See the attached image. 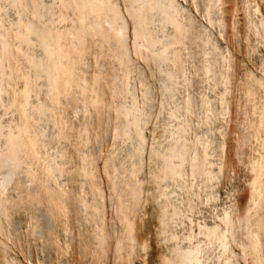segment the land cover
<instances>
[{
  "label": "bare ground",
  "instance_id": "bare-ground-1",
  "mask_svg": "<svg viewBox=\"0 0 264 264\" xmlns=\"http://www.w3.org/2000/svg\"><path fill=\"white\" fill-rule=\"evenodd\" d=\"M0 2V264H264V0Z\"/></svg>",
  "mask_w": 264,
  "mask_h": 264
},
{
  "label": "rangeland",
  "instance_id": "rangeland-1",
  "mask_svg": "<svg viewBox=\"0 0 264 264\" xmlns=\"http://www.w3.org/2000/svg\"><path fill=\"white\" fill-rule=\"evenodd\" d=\"M0 6H1V8H3V9H1L2 11H1V13L3 14L4 12V15H3V20H4V22L3 23H7L8 21L10 22V18L13 20V17L15 16V13H14V11H12L11 9H8V7L6 6V4L5 3H2V2H0ZM5 4V5H4ZM5 6V7H4ZM7 7V8H6ZM5 9V10H4ZM4 11V12H3ZM12 12V13H11ZM7 15V16H6ZM13 15V16H12ZM10 16V17H9ZM7 19H8V21H7ZM6 20V21H5ZM11 20V21H12ZM37 49V48H36ZM36 49H35V51H36ZM34 51V52H35ZM35 53H38V52H35ZM92 57V55L89 57H87V65H88V63L90 64L91 62H93V57ZM92 59V60H91ZM102 60V59H101ZM100 59H99V61H98V64L99 65H97L98 66V69H101V68H104V70L103 69H101V71H106L107 70V65H106V67H104L105 66V64H106V62H104L103 60L101 61ZM19 64V63H18ZM102 64H104V65H101ZM86 65V66H87ZM99 66H101V67H99ZM88 67V68H87ZM87 67H84V68H86L85 70V74H87V72H89L90 71V68L92 69V67L90 66L89 67V65L87 66ZM106 68V69H105ZM131 68H133L132 70V74H131V76H129L130 78H128V88L127 89H129L128 90V94H130L131 93V95H132V97L131 98H133L134 97V100L137 102V105L139 106V108H142L141 110H145V109H149V111H150V113H151V116H150V118H149V120H148V122H147V124L143 127L144 129V144L146 143V145L148 146H146L145 145V150L146 149H148L149 147H150V145L152 144V143H154V141L155 142H161L162 140H163V126H164V124H163V122L165 121V116H164V111H162V112H160V115H158V113H159V111H158V109H159V103H160V98H161V96H159V79H158V77H153V76H151V73H149L150 72V69H147V68H149V67H146V66H144V64H142V62L138 59V58H136V56L134 57L133 56V62H132V65H131ZM142 70L143 72H142V76L144 77L143 79H144V83H145V85L147 84L148 85V89L151 91H149V93L151 94L150 95V104H148V105H150V106H147V108H146V105L143 103L144 101H143V99H142V97H141V94H142V92H141V89H142V87H140V84H139V81H138V76L139 75H137L138 74V72L137 71H139V70ZM134 70H135V72H137V73H134ZM137 70V71H136ZM145 71V72H144ZM135 74V75H134ZM146 76H145V75ZM137 77V78H136ZM137 80V81H136ZM18 83H17V86L16 87H20V82L19 81H17ZM146 85V86H147ZM130 92V93H129ZM3 97H6L5 95L3 96ZM126 100L124 99V102L128 105V101L130 100L129 99V97H130V95L128 96V95H126ZM3 100V103H5L4 101L6 100V98H3L2 99ZM143 106H144V108L145 109H143ZM2 110H3V108L2 107H0V117H1V119H0V123H2L1 125L3 126V129H5L4 128V123L6 124L8 121H10L11 120V118L13 119V118H15V114L13 113V111L12 110H7V111H9V112H5V110H3V112H2ZM4 112H5V114H4ZM4 114V116H2V114ZM7 113V114H6ZM12 113H13V115H12ZM162 113V114H161ZM78 115H79V113H78ZM14 116V117H13ZM80 116V115H79ZM79 116H77L76 115V119H78V117ZM11 117V118H10ZM164 118V119H163ZM7 121V122H6ZM89 123L91 122V120L90 119H88L87 120ZM111 123V124H110ZM114 123H115V121L113 120V119H109V121L107 120L106 121V123H104V125H103V127H102V130H100L99 132H104L103 133V135L101 134V133H98V143H96V144H91V146H90V143H89V146L92 148V149H90V147L88 148V145L87 146H85L84 147V149H86V148H88L87 150L90 152V151H99V150H101L102 149V152H104V153H106V154H109L108 152H110V151H112L113 149H114V147H115V149L113 150L114 152L116 151L117 152V156H116V153H114L113 151V153H114V156H115V158H117L116 159V161L118 162V164H120L119 163V161H121V160H123L124 159V161H121V164H123L122 166H126V161L128 160V158H127V153H128V151H129V145L128 144H135V142H134V140L133 139H129V140H123V139H117V141L116 140H114V138H113V136L111 135V134H113L112 133V128H113V125H114ZM165 123V122H164ZM109 124V125H108ZM7 125V124H6ZM107 125V126H106ZM106 126V127H105ZM105 127V128H104ZM111 127V128H110ZM104 128V129H103ZM50 128H47V130H49ZM46 131V130H45ZM108 131V132H107ZM46 133H48L47 131H46ZM106 133H108V134H106ZM160 133H161V135H160ZM100 134H101V136H100ZM106 134V135H105ZM102 136H103V138H102ZM159 137V138H158ZM212 137V136H211ZM113 138V139H112ZM155 138V139H154ZM161 138V139H160ZM101 139V140H100ZM154 139V140H153ZM115 141V143H114V141ZM146 140V141H145ZM103 141V142H102ZM122 141V142H121ZM123 141H126V142H124L123 143ZM153 141V142H152ZM119 142H121V143H119ZM128 142H130V143H128ZM134 142V143H133ZM110 145H109V144ZM162 143V142H161ZM166 142H163L162 144H165ZM102 144V145H101ZM95 145H97V147L95 146ZM107 145V146H106ZM112 145H114V146H112ZM128 145V146H127ZM95 146V148H93ZM101 147L100 149L98 148V147ZM125 146H126V148H125ZM112 147H113V149H112ZM93 149H95V150H93ZM99 149V150H98ZM103 149H105V150H103ZM127 149H128V151H127ZM86 150V151H87ZM85 151V150H84ZM126 151V152H125ZM100 152V156H101V158H104L105 156H107V155H105L104 156V153L103 154H101V151H99ZM121 156H125V157H121ZM122 158L121 160H120V158ZM127 159V160H126ZM116 162V163H117ZM123 162H125V163H123ZM125 164V165H124ZM101 167H99L98 168V173L99 174H102V172H101V169H100ZM147 180V179H146ZM144 181V182H143ZM148 180L147 181H145V180H142V185H143V187H144V189H145V187L146 188H148V186H150V183L148 182ZM224 188H226L225 187V185L223 186ZM87 191V190H86ZM8 192H9V190H8ZM12 194L13 192L12 191H10L9 192V194ZM145 195V194H144ZM217 204L219 203L220 205H219V207L220 206H222V202L221 201H218V202H216ZM213 203H208V205H206V204H201V207L200 208H202L203 210H201V212H202V215L204 214L205 216H207V213H206V208H208L207 206H209V210H212L213 209V205H212ZM203 205V206H202ZM212 205V206H211ZM218 207V208H219ZM216 208H217V205H216ZM221 208V207H220ZM205 209V210H204ZM207 209V210H208ZM144 210H142L141 211V214H143L144 212H143ZM19 215V216H18ZM18 215H15V218H20L21 217V220H22V218H24V215L23 214H18ZM139 215V213L137 214V216L135 217V219H138L139 217H141V216H138ZM208 215H209V212H208ZM23 216V217H22ZM145 217H147L148 216V213H146L145 212V215H144ZM13 220H15L14 218H13ZM32 243L34 244L35 243V241H30V244H31V246H32ZM29 244V243H28ZM29 244V245H30ZM27 244H26V248H27ZM25 248V249H26ZM13 249V248H12Z\"/></svg>",
  "mask_w": 264,
  "mask_h": 264
}]
</instances>
